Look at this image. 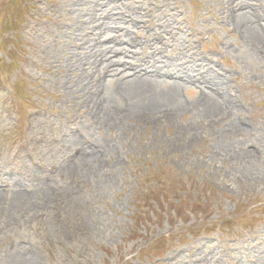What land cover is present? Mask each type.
Returning a JSON list of instances; mask_svg holds the SVG:
<instances>
[{
    "label": "rangeland",
    "instance_id": "374dc122",
    "mask_svg": "<svg viewBox=\"0 0 264 264\" xmlns=\"http://www.w3.org/2000/svg\"><path fill=\"white\" fill-rule=\"evenodd\" d=\"M94 1L139 18L110 24L125 29L124 51L166 60L180 48L225 77L219 94L190 85L186 101L234 106L216 122L188 110L109 129L96 88L71 91L67 0H0V264L264 261V54L226 20L231 0ZM246 1L264 34V0ZM235 122L244 127L223 135Z\"/></svg>",
    "mask_w": 264,
    "mask_h": 264
},
{
    "label": "bare ground",
    "instance_id": "6f19581e",
    "mask_svg": "<svg viewBox=\"0 0 264 264\" xmlns=\"http://www.w3.org/2000/svg\"><path fill=\"white\" fill-rule=\"evenodd\" d=\"M230 2L226 20L245 33L247 40L264 54V34L255 27L259 16L250 10L246 0ZM164 7L168 9L170 4L166 3ZM64 9L71 15V21L66 26L60 25L59 32V38L67 39L70 44V58H66L69 63L65 68L78 73L71 91L85 94L96 88L97 99L96 93L91 92L95 104L93 112L109 129L125 130V122L131 119L145 125L173 121L188 110H196L201 121L216 122L225 113V108L234 106L228 101L229 106L225 104L224 108L220 101L211 100L203 93L190 101L182 97V92L190 85L210 92L216 90L218 94L227 86L225 77L217 78L216 72L208 70L211 63L195 53L187 55L176 48L163 60V56L157 57L154 52L124 51L121 46L124 41L118 43L116 34L125 29L112 28L110 24L124 22L138 26L140 20L134 12L127 15L121 10L116 12L105 2L94 0H67ZM157 38V34L152 35V40ZM129 42L134 41H126ZM76 52L77 60H73ZM115 99L123 106L114 109ZM77 102L75 105L81 104L79 100ZM243 127L242 122L230 123L223 135L233 134ZM195 136L193 133L190 139L194 140ZM247 172L246 177L257 180L256 171ZM2 197L0 195V199ZM10 199L22 206L28 205L27 197L21 194H13ZM256 264H264V261L258 259Z\"/></svg>",
    "mask_w": 264,
    "mask_h": 264
}]
</instances>
